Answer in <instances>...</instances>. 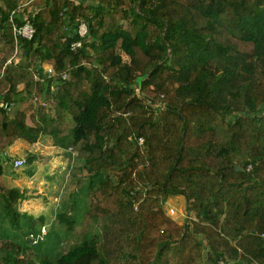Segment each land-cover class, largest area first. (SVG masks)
<instances>
[{
  "label": "trees",
  "instance_id": "trees-1",
  "mask_svg": "<svg viewBox=\"0 0 264 264\" xmlns=\"http://www.w3.org/2000/svg\"><path fill=\"white\" fill-rule=\"evenodd\" d=\"M20 6L0 0V175L19 139L78 150L87 201L57 219L103 239L46 253L30 240L44 216L7 189L11 233L23 217L31 229L0 233V264H264V0H32L14 19L31 18L30 39L14 32ZM20 94L35 100L12 116ZM176 195L190 223L164 208Z\"/></svg>",
  "mask_w": 264,
  "mask_h": 264
},
{
  "label": "rangeland",
  "instance_id": "rangeland-1",
  "mask_svg": "<svg viewBox=\"0 0 264 264\" xmlns=\"http://www.w3.org/2000/svg\"><path fill=\"white\" fill-rule=\"evenodd\" d=\"M31 1L32 0H20L21 7H19V11H21L26 3ZM80 18L83 20L82 16H80ZM18 50H16L17 57L20 54ZM124 58L126 60L127 56H124ZM46 67L49 66L45 64L44 69H46ZM21 88L22 86L19 87V90H21ZM17 97L19 101L10 112L12 116L18 110L24 108L28 102H34L35 100L34 95L20 94ZM52 143H54L53 140H51V138L49 140L46 137L41 138L38 146L30 144L24 139H19L7 149V154L13 159L20 156L28 158V156L33 153L36 154V157H34L31 163H27L18 169H14L12 163L9 161L4 165L5 171L0 175V233L3 237H5L6 234H8V236L10 234V237L6 239L19 241L21 238L17 236L20 235V232L23 236L26 231L31 229V227L26 225V221L28 222L27 218L22 216V221L20 225H18L20 227H15L12 234V222L7 214L4 216L5 200L3 194H5L7 189L18 188L25 194V198L17 203L18 210L35 219L44 216L42 219L44 225H46L47 235L45 237L46 245L43 247L46 253H53L54 256L55 253H66L75 246L82 244L86 238L91 239L96 237L99 241L100 239L102 241L103 238H100L101 234L98 225L91 224V222L88 223L85 233L81 234L77 229L73 227L68 228L67 224L58 221L57 214L60 209H64L65 203L71 202L74 199H77L79 202L83 200L87 201L88 192L83 189L85 186L86 172L81 169H73V166L77 168L80 164L77 158L78 150H74L73 152L69 150L65 151L62 148L50 150L49 146H51ZM39 151L45 153L42 154L39 153ZM167 200L169 206L167 203L164 205V208H175L176 214L173 215L174 217L172 216L175 221L184 224L186 221L190 223L194 219V216L187 211L184 195L169 197ZM80 206H84L83 202ZM187 214H189L190 218L187 217ZM78 215L79 211L75 210L72 211L71 217L76 218L75 221L78 222L77 225L83 226L84 224L82 225V223L84 218H78ZM38 225H41V223ZM38 229L40 231V228ZM51 232L53 234H51ZM3 241L4 240L0 237V242ZM37 247L38 246H35L34 248ZM43 253L44 252H42L41 255Z\"/></svg>",
  "mask_w": 264,
  "mask_h": 264
},
{
  "label": "built area",
  "instance_id": "built-area-1",
  "mask_svg": "<svg viewBox=\"0 0 264 264\" xmlns=\"http://www.w3.org/2000/svg\"><path fill=\"white\" fill-rule=\"evenodd\" d=\"M20 7H21V6H20ZM18 11H19V9H16V10H14V11L11 13V19H12L13 22H14V24H13V25H14V32H15V34H16L17 36L21 35V36H23V37H25V38L30 39V38L33 37V35H34V33H35V27H34V25H33V22H32V20H31V18L28 17V16L26 15V16H24V23L18 25V24L14 21V19H15L16 14H17ZM77 31H78V34H79V39L71 43V49H72V50H75V51L78 50L79 48H82V47L84 46V44H85L84 39H86L87 36H88L89 24H88L85 20H81V21H80V24H79V27H78V29H77ZM46 69H47V71H48V73H49L50 75H51V74H54V70H53V68H52L51 66L46 67ZM46 69H45V70H46ZM68 76H69L68 73H64V74H63V78H68ZM137 141H138V144H139V145H143V143H144V138H143V137H137ZM25 163H26V159H25V158H22V157H20V158H16V159L13 160V166H14L15 168H20V167H22ZM252 168H253L252 165H248V167H247V171H250ZM132 193H133V191H132ZM144 195H145V194H144ZM141 200H142V199H141ZM141 200H140V201H141ZM140 201H139V202H140ZM139 202H137L136 205H135V208H136V209L138 208V204H139ZM167 203H168V200H166V201L163 203V205H165V204H167ZM168 206H169V203H168ZM166 210H167V212H168L171 216H173V215L176 214V210H175L174 207H171V208H170V207H169V208L166 207ZM187 215H188L187 217L190 218L189 214H187ZM173 217H174V216H173ZM46 235H47L46 225H43L42 228H40V231H38V233H36V234H34V233L31 234V236H30V240H31L33 243L37 244V243L43 241V240L45 239ZM217 264H228V262H227V260H226L224 257H221V258L218 259Z\"/></svg>",
  "mask_w": 264,
  "mask_h": 264
},
{
  "label": "crops",
  "instance_id": "crops-1",
  "mask_svg": "<svg viewBox=\"0 0 264 264\" xmlns=\"http://www.w3.org/2000/svg\"><path fill=\"white\" fill-rule=\"evenodd\" d=\"M1 105H3V103H1ZM44 137H46L47 139H49L50 140V137L48 136H44ZM44 139V138H43ZM51 140H52V138H51ZM40 144V141H38V142H36V143H34L33 145L34 146H38ZM56 148H58V149H61L62 147H60V146H58V145H55L54 143H52V145L51 146H49V149L50 150H53V149H56ZM63 150H65L64 148H62ZM48 151V150H47ZM66 151V150H65ZM69 151H71V152H73L74 151V149L73 148H70L69 149ZM39 153H45V152H43V151H39ZM176 196H180V195H176ZM74 211V210H73ZM78 211V210H77Z\"/></svg>",
  "mask_w": 264,
  "mask_h": 264
},
{
  "label": "water",
  "instance_id": "water-1",
  "mask_svg": "<svg viewBox=\"0 0 264 264\" xmlns=\"http://www.w3.org/2000/svg\"><path fill=\"white\" fill-rule=\"evenodd\" d=\"M141 79H142V78H138V82H140V81H141Z\"/></svg>",
  "mask_w": 264,
  "mask_h": 264
}]
</instances>
